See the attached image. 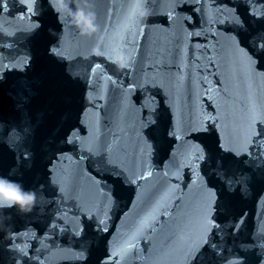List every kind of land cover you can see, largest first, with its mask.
Returning a JSON list of instances; mask_svg holds the SVG:
<instances>
[{
    "label": "water",
    "instance_id": "obj_1",
    "mask_svg": "<svg viewBox=\"0 0 264 264\" xmlns=\"http://www.w3.org/2000/svg\"><path fill=\"white\" fill-rule=\"evenodd\" d=\"M84 2L89 7L83 12L91 13L98 27L91 35L70 26L49 0H38L35 19L41 27L31 36L30 21L20 20L15 9L0 16V45L8 44L0 46V63L32 58L26 73H7L0 82V124L5 133L22 128L27 113L33 125L39 121L41 133L0 157V177L36 196L30 211L0 204V264H80L70 249H85L87 264H101L126 242L135 247L117 258L119 264H227L237 255L264 264V250L254 246L264 227L259 179L247 197L236 194L234 215L245 213L241 231L225 227L232 217L224 221L217 212L223 239L213 232L195 260L184 259L200 233L205 196L199 182L192 183L199 162L193 145L215 147L219 140L234 146L251 129L264 133V18L250 15L246 0ZM137 3L146 17L136 13ZM253 4L261 7L262 0ZM69 7L76 10L71 2ZM52 47H59L67 61L52 56ZM118 54L123 69L116 63ZM96 63L101 68L93 71ZM205 127L208 133L188 135ZM71 129L80 139L67 144ZM61 151L71 159H56ZM250 151L251 156L235 158V171L264 176V135L253 137ZM217 170L215 158L200 162V171L223 197ZM53 174L67 186V197ZM84 208L93 218L83 221L86 230L78 238L70 218L83 216ZM63 213L69 218L65 231L49 229ZM24 232L36 238L20 235ZM13 244H27V255Z\"/></svg>",
    "mask_w": 264,
    "mask_h": 264
},
{
    "label": "snow or ice",
    "instance_id": "obj_2",
    "mask_svg": "<svg viewBox=\"0 0 264 264\" xmlns=\"http://www.w3.org/2000/svg\"><path fill=\"white\" fill-rule=\"evenodd\" d=\"M199 2V0H198ZM246 2L251 5L250 8V15H253L256 18H264V0H262L261 7H256L253 4V0H246ZM38 0H0V16L4 14L12 15L13 9H15V13L19 15L20 20L27 19L30 21V24L27 28V35L31 36L34 35L35 32L41 27L40 22L35 19L38 15L36 11V5ZM177 5L174 4L175 8ZM180 6V5H179ZM63 19V17H61ZM36 21V22H32ZM237 23H242L238 17H236ZM52 56H54L58 61L65 62L67 61V57L62 55L59 47H52L49 49ZM32 58L31 56H25L20 59L17 63H0V82L5 79V74L7 73H26L27 70L31 67ZM101 63H96L95 69H100ZM71 75V74H70ZM110 79V77H109ZM26 100V98H24ZM19 107V106H18ZM208 119H211L210 117ZM23 127H13L7 130L5 133V128L3 124H0V157L3 156L5 151L16 152L20 149L23 140L31 136L33 141L41 134L37 131L39 121L37 125H33L31 123V119L27 116V113L23 115L22 119ZM251 128V125L249 126ZM77 130L71 129L64 137V142L67 144H72L73 140H79L80 137L76 135ZM208 133V128H193L188 135L199 134V133ZM264 135L261 133L258 128L251 129L248 133H246L244 140L239 145H229L221 143L217 140V144L215 147L212 146H205L202 143H196L193 145L194 152L199 153L198 163L195 165L197 172L194 174L196 179L192 181L193 184H197L199 182L200 187L203 189L205 196L204 201L200 209V219H201V228L198 238L193 241L192 246L188 251L185 253V260H195L196 257L207 248V238L213 232H219L221 238L223 239V232L221 230L222 226L221 223L218 222L217 219V212L223 214L224 221H228L229 216L232 217V221L230 223H225V227H228L234 233H239L245 223V213L240 214L238 217L234 215V209L237 202V193H242L243 197H247L251 194L252 186L256 179H259L261 182H264V176L255 177L252 174L247 172H240L237 173L235 171V158L244 156H251L250 145L252 143L253 137H260ZM180 135L176 136L177 140L182 139ZM89 151L91 148L89 147ZM228 154L231 158H227L221 154ZM59 157L57 156L56 159H71L70 156L66 154V152L61 151L59 153ZM194 154V153H193ZM30 153L25 150L23 153V158L28 159ZM213 159L215 158L218 170L216 176L219 177V180L222 182V190L226 193L225 196H221L218 194L216 185L213 184L208 177L200 171V162L205 161V159ZM79 159H83L80 157ZM50 173L55 172V167L49 169ZM150 175V173H148ZM52 181L54 184L58 186V190L60 193L64 194L65 197L68 196L67 186L64 182L57 179L56 176L53 174ZM136 181H133L135 183ZM258 199L264 202V195H261ZM84 215L83 216H73L71 217V221L74 224L72 229L74 236L80 238L83 237L85 233V225L83 221L85 219L91 220L93 218V212L89 211L87 208L83 209ZM107 219V215L105 214V218L100 220V223L103 224ZM69 222V218L67 217V213L58 214L55 219H53L49 225V229H56L59 232L63 233L65 231L64 224ZM104 231L107 232L108 229L104 228ZM261 239L259 240L258 244L254 245L255 247L264 250V227L260 229ZM20 235L35 239L36 234L34 232H24ZM50 236L48 233H45L44 239H49ZM15 239V237H13ZM126 247L122 246L120 248L112 249L101 261V264H119V259L123 258V254L131 250L135 245L131 242L125 243ZM42 246L47 247V245L43 244ZM215 247V245H213ZM253 245L248 246L245 248L244 251H249ZM13 248L18 250L22 255H27L28 245L25 244L23 247L19 245L13 244ZM59 251L63 252L64 249H59ZM72 258L80 262V264H87L89 259V253L85 249L75 250L70 249ZM194 253V254H193ZM119 258V259H117ZM42 264V262H41ZM227 264H260L259 259L256 261H250L247 257H241L239 255L234 256L233 258L227 261Z\"/></svg>",
    "mask_w": 264,
    "mask_h": 264
},
{
    "label": "clouds",
    "instance_id": "obj_3",
    "mask_svg": "<svg viewBox=\"0 0 264 264\" xmlns=\"http://www.w3.org/2000/svg\"><path fill=\"white\" fill-rule=\"evenodd\" d=\"M69 2L76 5L75 11L69 7ZM49 3L57 13L66 15L69 18L68 23L70 26H78L82 34L91 35L98 31V27L93 24L95 17L91 13L85 15L82 10L89 7L84 0H49ZM134 8L139 17L144 18L147 16V11L142 4L137 3ZM0 46L7 47L8 44L4 43ZM93 54L102 56L104 53L100 50H94ZM116 63L120 69L125 66L124 58L119 54L116 57ZM35 199L34 192L25 191L18 182L0 177V204L11 203L18 205L22 211H30ZM2 227L3 225L0 223V228Z\"/></svg>",
    "mask_w": 264,
    "mask_h": 264
}]
</instances>
